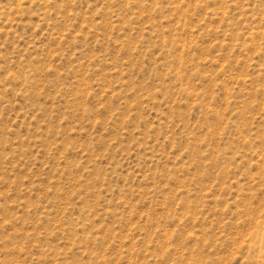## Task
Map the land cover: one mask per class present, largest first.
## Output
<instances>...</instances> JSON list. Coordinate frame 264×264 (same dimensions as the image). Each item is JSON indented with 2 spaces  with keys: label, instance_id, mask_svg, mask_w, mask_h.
Returning a JSON list of instances; mask_svg holds the SVG:
<instances>
[{
  "label": "rangeland",
  "instance_id": "rangeland-1",
  "mask_svg": "<svg viewBox=\"0 0 264 264\" xmlns=\"http://www.w3.org/2000/svg\"><path fill=\"white\" fill-rule=\"evenodd\" d=\"M0 264H264V0H0Z\"/></svg>",
  "mask_w": 264,
  "mask_h": 264
}]
</instances>
